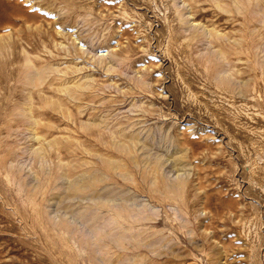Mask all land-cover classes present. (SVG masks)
Masks as SVG:
<instances>
[{
  "label": "rangeland",
  "instance_id": "374dc122",
  "mask_svg": "<svg viewBox=\"0 0 264 264\" xmlns=\"http://www.w3.org/2000/svg\"><path fill=\"white\" fill-rule=\"evenodd\" d=\"M0 264H264V0H0Z\"/></svg>",
  "mask_w": 264,
  "mask_h": 264
},
{
  "label": "bare ground",
  "instance_id": "6f19581e",
  "mask_svg": "<svg viewBox=\"0 0 264 264\" xmlns=\"http://www.w3.org/2000/svg\"><path fill=\"white\" fill-rule=\"evenodd\" d=\"M135 139H136V137L131 138L132 141H135ZM136 140H137V139H136ZM148 145H149V144H148ZM122 148H123V147H122ZM120 149H121V148H120ZM124 149H125V148H124ZM122 150H123V149H122ZM122 150H121V152H122ZM134 159H135V158H134ZM174 160H177V159H174ZM117 162H118V161H117ZM117 162L114 161V162L110 163V168H111L112 170H117V169L119 170V168L122 166V164H121L122 162H121V163H119V162L117 163ZM134 162H136V160H134ZM175 163H176V162H175ZM123 164H124V163H123ZM160 164H161V163H158V162L156 163V165H155L156 170L159 169ZM108 166H109V165H108ZM120 169H122V168H120ZM119 171H120V170H119ZM121 173H122V172H121ZM100 174H101V173H100ZM87 176H88V177H87L86 180H82V179L79 180V181L77 180V181L75 182V184H76V186L74 187L75 189H73V190L81 191V190H83V189H85V188L87 189V187H90V186L93 185V184L95 185L97 182H99V181L101 182V180H102L101 176L98 175L97 173H88ZM177 178H178V177H177ZM175 180H176V179H175ZM178 181H179V180H178ZM174 182H175V181H174ZM174 182H173V184H175ZM71 183H72V182H71ZM73 183H74V182H73ZM177 183H178V182H177ZM169 184H170V183H169ZM170 185H171V184H170ZM175 185H177V184H175ZM71 186H72V185H71ZM73 186H74V185H73ZM173 187H174V186H173ZM68 188H69V187H68ZM72 188H73V187H72ZM91 188H93V187L91 186ZM170 188H171V187H170ZM88 189H89V188H88ZM99 189H100V188H99ZM100 190H101V189H100ZM113 190H114V189H113ZM70 191H71V190H70ZM86 191H87V190H86ZM94 191H95V190H94ZM108 191H109V190H108ZM170 191H171V190H170ZM83 192H84V191H83ZM110 192H111V193H110ZM110 192H108V193H110L111 195H113V192L115 193L116 191H113V192L110 191ZM74 193H75V192H74ZM106 193H107V192H106ZM106 193H105V195H106ZM108 193H107V195H108ZM115 194H116V193H115ZM115 194H114V195H115ZM98 195H99V194H98ZM126 195H127V194H124V196H126ZM87 196H88V195H87ZM95 196H96V195H95ZM110 198H112V197H110ZM129 198H130V197H129ZM94 210H95V209H94ZM112 210H114V209H112ZM126 210H127V209H126ZM79 211H80V210H78V212H79ZM114 211L116 212V209H115ZM130 211H131V210H130ZM76 212H77V211H76ZM78 212H77V213H78ZM90 212H91V210H90ZM90 212H89V213H90ZM121 212H122V211H121ZM123 212H126V211H123ZM128 212H129V211H128ZM129 213H130V212H129ZM80 214H81V213H80ZM119 214H120V213H119ZM122 214H123V213H122ZM127 214H128V213H127ZM73 215H74V214H73ZM75 215H76V214H75ZM78 216H79V215H78ZM112 216H113V215H112ZM116 216H117V215H116ZM119 216H120V215H119ZM129 216H130V214H129ZM82 217H83V216H82ZM92 217H93V216H92ZM124 217H125V216H124ZM124 217H123V219H124ZM115 218H116V217H115ZM119 218H120V217H119ZM87 219H88V218H87ZM93 219H95V218H93ZM110 220H111V219H110ZM110 220H109V221H110ZM113 220L115 221L116 219H113ZM113 220H112V221H113ZM84 221H85V219H84ZM107 221H108V220H107ZM107 221H105V222H107ZM109 221H108V222H109ZM112 221H111V222H112ZM126 221H127V220H126ZM135 221H136V220H135ZM138 221H139V220H138ZM82 222H83V221H82ZM85 222H86V221H85ZM115 222H116V221H115ZM136 222H137V221H136ZM87 223H88V221H87ZM117 223H118V225L120 226L121 223H119V222H116V223H114V224H117ZM85 224H86V223H85ZM103 224H104V223H103ZM105 224H106V223H105ZM110 224H111V223H110ZM88 225H89V224H88ZM92 225H93V224H92ZM89 226H90V225H89ZM102 226H103V225H102ZM102 226H101V227H102ZM104 226H106V225H104ZM104 226H103V227H104ZM107 226H108V225H107ZM90 227H91V226H90ZM101 227L99 228V226H98L99 230L101 229ZM113 227H114V226H113ZM124 227H125V226H124ZM91 228H93V227H91ZM96 228H97V227H96ZM111 228H112V227H111ZM119 228H121V227H119ZM128 228H129V227H128ZM102 230H103V229H102ZM108 230H109V229H108ZM124 230H126V229H124ZM124 230H123V231H124ZM129 230H130V228H129ZM116 231H117V230H116ZM127 231H128V230H127ZM94 232H95V231H94ZM96 232H97V230H96ZM98 232H99V231H98ZM115 233L117 234V232H115ZM118 233H119L118 235L122 236V233H123V232H122V233L118 232ZM124 233H126V232H124ZM131 233H132V232H131ZM91 234H92V233H91ZM127 234H128V233H127ZM118 235H117V237H118L117 240H118V239H121V238L124 236V235H123L122 237H119ZM94 236H95V234H94ZM125 236H126V235H125ZM129 236H130V235H129ZM129 236L127 235L128 238H129ZM132 237H134V236H132ZM95 238H96V237H95ZM98 239H100V238H98ZM126 239H127V238H126ZM129 239H131V237H130ZM117 240H116V241H117ZM113 241H114V240H113ZM116 241H115V242H116Z\"/></svg>",
  "mask_w": 264,
  "mask_h": 264
}]
</instances>
